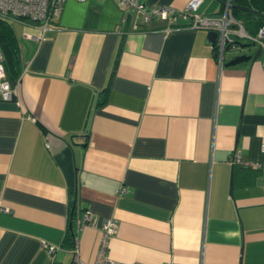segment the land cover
Listing matches in <instances>:
<instances>
[{"label": "crops", "instance_id": "crops-1", "mask_svg": "<svg viewBox=\"0 0 264 264\" xmlns=\"http://www.w3.org/2000/svg\"><path fill=\"white\" fill-rule=\"evenodd\" d=\"M15 22V100L0 98V264H71L76 247L92 260L111 218L118 261L264 264V47L220 67L207 29L158 17L134 29L116 0H65L44 38ZM86 209L95 224L80 227Z\"/></svg>", "mask_w": 264, "mask_h": 264}, {"label": "built area", "instance_id": "built-area-1", "mask_svg": "<svg viewBox=\"0 0 264 264\" xmlns=\"http://www.w3.org/2000/svg\"><path fill=\"white\" fill-rule=\"evenodd\" d=\"M122 7L123 19L130 15L133 20V27L137 29L140 23L148 22L152 17L168 20L169 23L176 22L178 18L188 19L187 26L192 28H205L217 32V37L211 48L213 54L221 67L226 60L227 54L232 51H243L242 39L246 42H255L264 47V24L256 32H250L243 19L235 16L232 11L231 0H225L219 14H200L197 12L201 0H189L184 8L176 9L171 5L147 6L143 0H116ZM65 0H0V17L7 20L19 21L24 24L38 26L41 35L37 36L24 32L28 38H44V32L53 28L54 20L61 13ZM237 52V53H238ZM15 94V87L8 77L5 58L0 47V98L11 99ZM264 150V143L261 145ZM232 162L239 161L238 152L231 156ZM125 190L121 188L120 192ZM81 227L85 224H95L93 213L86 209L78 221ZM118 222L115 218L105 220L101 225V236L98 241L97 250L92 260H83L75 248V257L71 264H143L139 262H122L111 258L108 254L109 239L116 231ZM42 245L48 252L55 249L54 245L43 241ZM176 264V263H166ZM198 264H203L202 262Z\"/></svg>", "mask_w": 264, "mask_h": 264}, {"label": "trees", "instance_id": "trees-1", "mask_svg": "<svg viewBox=\"0 0 264 264\" xmlns=\"http://www.w3.org/2000/svg\"><path fill=\"white\" fill-rule=\"evenodd\" d=\"M259 0H231L233 14L237 17L243 18L245 27L250 32H256L258 28L264 24V17L260 14H255L251 11L241 9V6H247L251 9L257 10L259 13L262 9L256 6ZM263 13V12H262ZM0 47L4 54L5 66L7 74L11 80L16 79L19 68V47L15 31L9 20L0 17ZM75 217L71 216L69 232L67 234V241L71 242L74 238L75 231Z\"/></svg>", "mask_w": 264, "mask_h": 264}, {"label": "water", "instance_id": "water-1", "mask_svg": "<svg viewBox=\"0 0 264 264\" xmlns=\"http://www.w3.org/2000/svg\"><path fill=\"white\" fill-rule=\"evenodd\" d=\"M241 8L251 11L255 14H260L262 17H264V14L259 13L257 10L255 9H251L247 6H241ZM217 37V32L214 30H208L207 31V38L211 41V43H214ZM256 43L255 42H250V43H245V44H241L242 48H246L249 46H255ZM262 45H257L256 49L254 50L253 53L248 54L245 52H238L237 54H234L233 57L227 61H224L223 65L227 66V65H233L242 61H248V60H254L256 58H258L260 56V54L262 53ZM11 84L14 86L15 82L11 81ZM11 100H15V96H13L11 98Z\"/></svg>", "mask_w": 264, "mask_h": 264}, {"label": "rangeland", "instance_id": "rangeland-1", "mask_svg": "<svg viewBox=\"0 0 264 264\" xmlns=\"http://www.w3.org/2000/svg\"><path fill=\"white\" fill-rule=\"evenodd\" d=\"M9 22L13 26L16 34L19 35L21 30H22V26L19 23H16L14 20H9ZM241 42L243 43L244 39H242ZM237 52H238V50H236V52H235V50L232 51L233 54H237ZM239 52H241V51H239Z\"/></svg>", "mask_w": 264, "mask_h": 264}]
</instances>
